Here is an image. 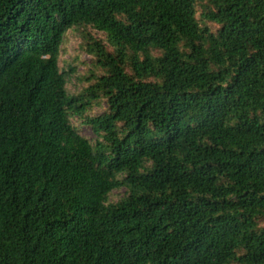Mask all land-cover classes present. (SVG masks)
Masks as SVG:
<instances>
[{
  "label": "trees",
  "instance_id": "trees-1",
  "mask_svg": "<svg viewBox=\"0 0 264 264\" xmlns=\"http://www.w3.org/2000/svg\"><path fill=\"white\" fill-rule=\"evenodd\" d=\"M0 264H264V0H0Z\"/></svg>",
  "mask_w": 264,
  "mask_h": 264
},
{
  "label": "rangeland",
  "instance_id": "rangeland-1",
  "mask_svg": "<svg viewBox=\"0 0 264 264\" xmlns=\"http://www.w3.org/2000/svg\"><path fill=\"white\" fill-rule=\"evenodd\" d=\"M89 32L96 38L101 37L104 39L102 33H98L95 30L87 28L83 30L80 28H72L65 32L63 42L60 47L58 55V66L62 70L70 71L71 75L66 80V89L69 93L77 92L84 85L87 84L86 77L90 75V71L93 70L91 57L85 51L86 35L84 32ZM105 108V104L102 102L100 105H95L89 114L95 115L102 112ZM72 123L77 125L81 134L88 137L90 140L94 138V135L90 128L86 125L79 124V120L71 118ZM123 192V188L114 189L110 194V200H117Z\"/></svg>",
  "mask_w": 264,
  "mask_h": 264
}]
</instances>
